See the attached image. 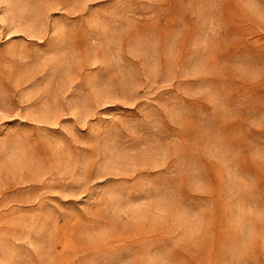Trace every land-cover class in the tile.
Segmentation results:
<instances>
[{
    "label": "rangeland",
    "instance_id": "1",
    "mask_svg": "<svg viewBox=\"0 0 264 264\" xmlns=\"http://www.w3.org/2000/svg\"><path fill=\"white\" fill-rule=\"evenodd\" d=\"M0 264H264V0H0Z\"/></svg>",
    "mask_w": 264,
    "mask_h": 264
},
{
    "label": "snow or ice",
    "instance_id": "2",
    "mask_svg": "<svg viewBox=\"0 0 264 264\" xmlns=\"http://www.w3.org/2000/svg\"><path fill=\"white\" fill-rule=\"evenodd\" d=\"M4 123L7 124V123H10V122L9 121H5Z\"/></svg>",
    "mask_w": 264,
    "mask_h": 264
}]
</instances>
